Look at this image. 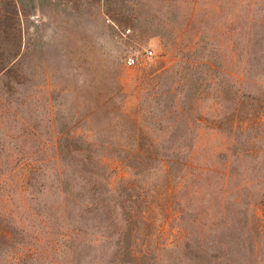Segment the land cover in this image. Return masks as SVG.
Returning <instances> with one entry per match:
<instances>
[{
	"label": "rangeland",
	"instance_id": "obj_1",
	"mask_svg": "<svg viewBox=\"0 0 264 264\" xmlns=\"http://www.w3.org/2000/svg\"><path fill=\"white\" fill-rule=\"evenodd\" d=\"M4 7L0 264H264V0ZM56 138L112 156L105 224Z\"/></svg>",
	"mask_w": 264,
	"mask_h": 264
},
{
	"label": "trees",
	"instance_id": "obj_2",
	"mask_svg": "<svg viewBox=\"0 0 264 264\" xmlns=\"http://www.w3.org/2000/svg\"><path fill=\"white\" fill-rule=\"evenodd\" d=\"M12 3V1H11ZM8 7H4L3 9H0V21L4 20L3 18H8L10 16L11 11L8 10ZM8 68H3V70H7ZM70 138H56L55 142H57L56 146V158L59 163L65 162L70 167L71 172L73 173V165L77 168L79 167V170L84 173L83 179L86 180V182H89L87 178L91 176L92 181L88 183V188L91 192L95 193L94 198H90L92 200H89L88 205L81 208V211L79 212V217L81 219H85V211L86 213H101L102 216L99 215L100 221H103V224L107 221L106 214L104 217V213L106 211V204L102 203L101 200L104 199L105 195L101 194L100 191H97V186H104L103 179H104V171L108 167V158H112L111 155L108 154H98L94 152L93 150L89 149L91 143H84L79 139H75V142L78 143V146L84 145L86 149H83V147H71L69 144ZM69 159V160H68ZM34 171H36V164H32L30 166V170L26 173L24 176V179L26 181H32L35 179ZM82 177V176H81ZM80 186V185H79ZM83 187V186H80ZM105 187V186H104ZM103 195V196H102ZM101 199V200H100ZM84 211V213H83ZM104 217V218H103Z\"/></svg>",
	"mask_w": 264,
	"mask_h": 264
},
{
	"label": "built area",
	"instance_id": "obj_3",
	"mask_svg": "<svg viewBox=\"0 0 264 264\" xmlns=\"http://www.w3.org/2000/svg\"><path fill=\"white\" fill-rule=\"evenodd\" d=\"M152 55H153V51H152V50H146V52H145V56H146L147 58H151ZM137 62H138V59H137V57L134 56V55H129V56L126 58V64H127L128 66H134V65L137 64Z\"/></svg>",
	"mask_w": 264,
	"mask_h": 264
}]
</instances>
